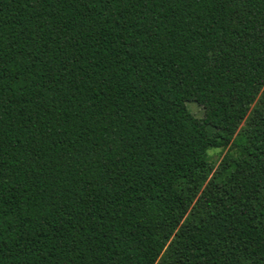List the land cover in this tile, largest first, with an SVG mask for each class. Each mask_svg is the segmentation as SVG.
Returning a JSON list of instances; mask_svg holds the SVG:
<instances>
[{
  "label": "trees",
  "instance_id": "obj_1",
  "mask_svg": "<svg viewBox=\"0 0 264 264\" xmlns=\"http://www.w3.org/2000/svg\"><path fill=\"white\" fill-rule=\"evenodd\" d=\"M0 264H264V0H0Z\"/></svg>",
  "mask_w": 264,
  "mask_h": 264
},
{
  "label": "rangeland",
  "instance_id": "obj_2",
  "mask_svg": "<svg viewBox=\"0 0 264 264\" xmlns=\"http://www.w3.org/2000/svg\"><path fill=\"white\" fill-rule=\"evenodd\" d=\"M188 107L190 108V110L198 117H201L203 115V109L201 106L197 105L194 101H188L187 102ZM212 154V158L214 159V161L219 162L222 155L224 154V152H220L219 149H213L210 151Z\"/></svg>",
  "mask_w": 264,
  "mask_h": 264
}]
</instances>
